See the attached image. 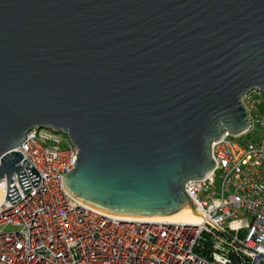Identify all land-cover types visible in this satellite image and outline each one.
Here are the masks:
<instances>
[{
	"label": "water",
	"instance_id": "obj_1",
	"mask_svg": "<svg viewBox=\"0 0 264 264\" xmlns=\"http://www.w3.org/2000/svg\"><path fill=\"white\" fill-rule=\"evenodd\" d=\"M251 90L264 92V0H0L5 198L20 199L13 174L31 188L22 167L39 184L14 149L44 128L77 147L63 179L79 201L175 214L215 165L211 141L248 127Z\"/></svg>",
	"mask_w": 264,
	"mask_h": 264
},
{
	"label": "built area",
	"instance_id": "obj_2",
	"mask_svg": "<svg viewBox=\"0 0 264 264\" xmlns=\"http://www.w3.org/2000/svg\"><path fill=\"white\" fill-rule=\"evenodd\" d=\"M241 103L248 127L212 140L215 165L184 183L196 223L123 218L77 200L63 179L77 147L53 130H29L14 150L40 181L33 187L22 167L31 187L24 194L13 174V204L0 181V264H264V92L251 90Z\"/></svg>",
	"mask_w": 264,
	"mask_h": 264
},
{
	"label": "bare ground",
	"instance_id": "obj_3",
	"mask_svg": "<svg viewBox=\"0 0 264 264\" xmlns=\"http://www.w3.org/2000/svg\"><path fill=\"white\" fill-rule=\"evenodd\" d=\"M70 193V192H69ZM71 194V193H70ZM74 195V194H72ZM75 196V195H74ZM77 198V197H76ZM78 200V199H77ZM0 201H1V193H0ZM87 205H91L92 207H94L95 205L88 202V201H84ZM96 208H98L97 206H95ZM94 207V208H95ZM102 211L106 212V213H111V214H115V215H119L123 218H144V217H138L135 215H130V214H118V213H114L108 210H104L102 208H99ZM147 219H151V220H163L166 222H189V223H196L198 222L200 216L197 213V210L194 208V206H184L182 209H180V211L175 212V214L172 215H167V216H157V217H146Z\"/></svg>",
	"mask_w": 264,
	"mask_h": 264
},
{
	"label": "rangeland",
	"instance_id": "obj_4",
	"mask_svg": "<svg viewBox=\"0 0 264 264\" xmlns=\"http://www.w3.org/2000/svg\"><path fill=\"white\" fill-rule=\"evenodd\" d=\"M257 108H258V110H259L260 113H264V103H262V104H258V105H257ZM39 132H40V133H43V134L51 133V132H49L48 130H46V129H44V128H41V129L39 130ZM57 137H58L59 139H61V140H67V139H68L67 135L64 134V133H62V132L59 133V134L57 135ZM4 230H5V231H12V230H14V228H12V227H10V226H7Z\"/></svg>",
	"mask_w": 264,
	"mask_h": 264
}]
</instances>
